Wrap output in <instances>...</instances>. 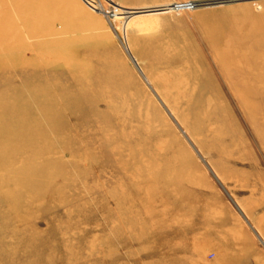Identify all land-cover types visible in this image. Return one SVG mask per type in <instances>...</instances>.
Returning a JSON list of instances; mask_svg holds the SVG:
<instances>
[{
    "label": "rangeland",
    "instance_id": "1",
    "mask_svg": "<svg viewBox=\"0 0 264 264\" xmlns=\"http://www.w3.org/2000/svg\"><path fill=\"white\" fill-rule=\"evenodd\" d=\"M232 45L256 58L248 85L264 108V0H0V179L39 195L7 210L0 189V264L4 251L30 260L29 242L52 248L83 231L129 261L141 245L126 219L146 213L155 192L158 206L180 201L163 251L185 245L189 264H264V109L240 98L241 65L218 51ZM107 102L145 138L140 148L170 160L105 162L117 126L96 121ZM141 183L122 218L80 220L101 191L113 209Z\"/></svg>",
    "mask_w": 264,
    "mask_h": 264
},
{
    "label": "bare ground",
    "instance_id": "2",
    "mask_svg": "<svg viewBox=\"0 0 264 264\" xmlns=\"http://www.w3.org/2000/svg\"><path fill=\"white\" fill-rule=\"evenodd\" d=\"M196 4H198L199 7H207L206 3L196 2ZM161 10L165 11L164 8ZM218 51L224 53V60L225 61H222V62H225V64L228 63V61H233L234 65H236V64L241 65L237 69V71L239 73H241L243 76V81L245 84V86H243V88L245 89V92H244L245 94H243L240 98L244 101L245 100H247L248 102L250 101V105H249L250 109L256 110V111H262L261 109L263 108V106L261 108L260 103H258V102L253 103V98L256 97V93L252 92L249 89L250 86L248 85L250 83V81L252 79H254L256 76L254 70L251 67V64L253 62H255L256 58L253 55L251 56L250 54H246L245 51H239L237 46H234V45H232L231 48L229 47L226 50H225V48L223 49L222 46H218ZM180 60H182V59H180ZM219 61H221V60H219ZM223 64H221V65H223ZM107 67H108V65H107ZM191 74L193 76V81H195L196 80L195 73L192 72ZM239 82H240L239 79H236L234 83H235V85H238ZM157 83H159L158 86L161 89L165 98L169 100V95L167 93V89L165 87H163V84L160 81H157ZM197 95H198V93H197ZM194 100H196V99H194ZM262 100H264V99H261V102H262ZM94 102L95 101L92 100L90 103H94ZM107 103H108V105L105 106L106 108L104 107L106 110L103 112V114H101L99 119L96 121L97 122L99 121V123L103 124V125L104 124H110L113 122L114 123L117 122V126L115 123L116 127L114 126L113 129L110 128V130H106L107 136H108L106 139L110 143V148H109L110 150H109L108 157H106L104 159L105 162H108L109 159L111 160L113 158L117 159L119 161V164H122V165L124 163L129 164L130 160L132 162H136V163H141L142 160H145V159L147 161H161L162 160V162H167V160H170V157L172 155L170 156L165 151L159 149V146L155 145V146H153L151 148H147V149L146 148H140L139 146L141 144L146 143L145 138L133 137V134L136 133V131L127 122L130 118L124 113V110L121 109L120 107H116L113 104H110V102H107ZM201 106H203V105H201ZM196 110H198V109H196ZM129 112L131 113L130 114V116H131L132 111H129ZM207 113H209V111ZM79 114H80V112H79ZM259 118L261 119L263 117L261 116ZM182 119L185 122L188 121V118L185 116H183ZM94 121H93V123H94ZM262 127L264 130V123H263ZM127 130L130 131V134H129V131L125 132ZM94 131H95V129H94ZM0 137H1V135H0ZM105 137H106V135H105ZM87 140H83V141H79V142H84ZM18 163H21V162L19 161ZM59 175H61V170L59 171ZM34 176L35 175H32L31 178H34ZM140 176H142V178L145 180V182L146 181L148 182L149 180H151V178H153V176L146 175V174H141ZM4 182L10 183V185L5 186V185H3ZM22 182H23L22 180H18L14 176H11V178H9L8 181H5L4 179H0V186H2L0 189L2 191V195L4 196L5 201L7 202V204H6L7 210L13 209V207L18 202H22V204L24 203V205H29V203L31 202V199L33 201V199L37 200V197H39V195L35 196L34 193H31L33 191H31V192H28L27 190L24 191V189L22 188ZM142 185L143 184L141 183V185L136 187V189H135L136 192L133 193L130 197H128V199H126V196H125V198L124 197H122V198L117 197L116 199H114L113 200V203H114L113 209H111L110 205H109L111 200H112V198L110 197V194H108L106 192V190L101 191L103 193L100 194L101 197L98 200V202L100 203L101 206L99 208L97 207L98 208L97 210L90 212L89 215H87V216H85V214H82V217H81V214H79L80 220L82 218V222L87 223L88 220L91 221L92 219L101 222V221H107L111 218H114V216H119L122 218V216H124V213L122 211H120L121 210L120 206L124 205L125 202H129L130 204L134 205L135 204V198L138 196L136 194L144 192ZM157 193L158 192L151 193L153 200L151 203H149V205H145V206H147V208L145 210L146 213H144L142 215L141 214H138V215L129 214V217H127V219H126V220H128V218H129V221L131 222L129 225H126V229L131 234L130 235V241H135V242L139 241L138 243H140V245H141L139 251L132 253V255L129 254V259L131 260V262H129L130 260L125 261L124 258L120 259L115 254L116 252L113 253L112 250L107 246H103V247L98 246L97 247V244L95 243V241L97 239L96 238L97 235L89 236L88 234H85L84 231H83V233L81 232L80 234H78L76 237L59 239L60 240L59 242H61V244L58 243V245H57L58 247L56 246V247L51 248V246H48V245H45V246L43 244L36 245V243L29 242V244H28L29 247H27L24 250L23 254H25V256H26V255H29L30 253L36 252V255H35L36 257H34L30 260L29 259L24 260V255L21 257L22 259H20L19 255H18L19 253L18 254L16 253V255L14 254L15 251H12V253H8V251H4L1 255V257H4L5 260H7L6 262H8V264H107L108 259L110 260L112 257L116 258V256H117V260H116V262L113 261V264H180L183 262H186L187 264H189L190 260L186 257V255H185L186 253L182 252L183 250H186V248H188L187 246L184 245V249H180L176 246H175V248L172 249L171 246H169V248L164 250L165 252L163 251L164 248L159 246L160 241L164 238L163 232H166V230L168 231L170 228L169 227L170 225L167 224L166 219H167V221H170V219H171L172 222L179 224V223H177L178 221L175 217H174L175 221H173L174 219H173L172 215H173V212H174V214L177 213V212L175 213V209H177V207H179L178 204L180 201H178V203H172V204H169L166 206H158V204H157L158 200L157 199H158L159 194H157ZM25 196H27V197H25ZM139 207L141 209L143 208L141 205ZM38 208L40 209L41 206H39ZM154 218H156V219H154ZM24 219H26V218H24ZM24 219H23V221H24ZM61 222H63V221H61ZM67 222H63L62 226L63 227L65 226V228L67 227V229H68L70 227H69V225L66 224ZM4 225H5V223H4ZM84 230L87 233V228ZM141 241H142V243H141ZM235 245H237V244H235ZM1 248H3V246ZM35 249H37V251H35ZM172 250H173V253H172ZM130 251H132V250H130ZM179 253L182 255H179ZM4 254H8L9 257L12 256L11 254H13V257H12V259H10V258H8L7 255H4ZM140 257H143L145 259V262L140 263L138 260ZM136 258H137V260L134 261V259H136Z\"/></svg>",
    "mask_w": 264,
    "mask_h": 264
}]
</instances>
